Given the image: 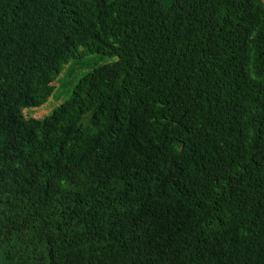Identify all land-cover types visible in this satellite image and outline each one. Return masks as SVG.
I'll use <instances>...</instances> for the list:
<instances>
[{
  "label": "trees",
  "instance_id": "16d2710c",
  "mask_svg": "<svg viewBox=\"0 0 264 264\" xmlns=\"http://www.w3.org/2000/svg\"><path fill=\"white\" fill-rule=\"evenodd\" d=\"M0 264H264L262 0H0Z\"/></svg>",
  "mask_w": 264,
  "mask_h": 264
},
{
  "label": "rangeland",
  "instance_id": "374dc122",
  "mask_svg": "<svg viewBox=\"0 0 264 264\" xmlns=\"http://www.w3.org/2000/svg\"><path fill=\"white\" fill-rule=\"evenodd\" d=\"M50 110V105H46L41 109L38 110H26L25 111V116L28 117H33L36 119H40L43 116L47 115L49 113Z\"/></svg>",
  "mask_w": 264,
  "mask_h": 264
},
{
  "label": "water",
  "instance_id": "95a60500",
  "mask_svg": "<svg viewBox=\"0 0 264 264\" xmlns=\"http://www.w3.org/2000/svg\"><path fill=\"white\" fill-rule=\"evenodd\" d=\"M263 1V3H264V0H262Z\"/></svg>",
  "mask_w": 264,
  "mask_h": 264
}]
</instances>
